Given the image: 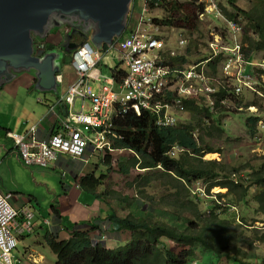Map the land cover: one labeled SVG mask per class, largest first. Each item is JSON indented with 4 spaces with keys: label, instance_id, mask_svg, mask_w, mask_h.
Instances as JSON below:
<instances>
[{
    "label": "trees",
    "instance_id": "16d2710c",
    "mask_svg": "<svg viewBox=\"0 0 264 264\" xmlns=\"http://www.w3.org/2000/svg\"><path fill=\"white\" fill-rule=\"evenodd\" d=\"M146 3L150 11L161 10L164 13L163 17H152L155 26L179 28L190 33L197 30L200 23L198 14L204 10V5L197 0H147ZM228 5L233 12L222 8L225 17L242 24V50L245 57L252 62L253 55L261 52L264 60V0H251L249 9L238 7L235 0H228ZM132 24L130 20L129 32L133 31ZM47 48L52 46L47 45ZM191 50L188 47L185 53L175 56L164 53V63L182 69ZM208 58L205 55L195 64L209 61V77H212L218 73L222 57ZM120 66L118 64L112 69L116 81H120L124 74ZM259 72L263 70L259 69ZM218 90L210 106L204 96L182 100L192 123L180 122L178 125L161 127L156 125V113L147 110L142 111L141 115L129 112L116 121L115 130L121 138L115 139L114 147L134 153L132 159L120 163L121 173L128 174L137 165L148 171L158 170L152 175H142V185L148 186L153 180L161 179L170 192L162 199L169 210L161 211V216L155 218L146 209L137 208V205L132 209L128 197H121L114 189L97 191L107 179L105 175L98 178L93 172L86 174L78 181L80 188L102 200L108 209L102 211L100 216L92 215L80 223L69 224L61 219L59 224L70 230L68 239H60L58 232L45 233V239L56 255L55 264H193L197 253L202 255L208 251L216 255V264H264V260L249 261L242 257L238 246L240 243L250 246L254 241L264 243V234L248 237L246 233L236 232L241 225H233L237 220L236 213L230 211L240 203L247 204L248 186H256L259 192L254 196L255 210L264 216V156L260 165L254 167L245 179L237 175L238 169L228 163L203 158L206 153L215 152L205 144V138L221 137L224 132L221 120L226 106L221 102L227 99L240 100L245 91L236 94L229 86H221ZM168 94L166 100L175 101L171 92ZM257 120L256 117L247 120L251 136H256ZM196 130L199 131L198 137L194 136ZM176 145L183 151L171 156L169 151ZM198 181L204 183L206 194H210L215 187L226 188V193H219L218 197L228 198V201L224 205L212 201L202 210L199 205L203 200L201 193L191 190L193 183ZM111 191L112 195H116L115 199L129 209L127 215L118 214L113 205L106 202L112 196H109ZM53 213L60 217L54 205ZM104 221L109 225L105 230L101 226ZM95 231L102 232L101 238L107 237L105 235H109V232L118 233L121 237L127 232L131 238L124 245L106 248L93 241ZM168 241L184 248L176 252Z\"/></svg>",
    "mask_w": 264,
    "mask_h": 264
},
{
    "label": "built area",
    "instance_id": "2783aa9c",
    "mask_svg": "<svg viewBox=\"0 0 264 264\" xmlns=\"http://www.w3.org/2000/svg\"><path fill=\"white\" fill-rule=\"evenodd\" d=\"M199 2L205 4L204 12L199 14L201 20L209 13L224 19L213 0ZM148 11L144 4L143 14L133 31L117 39L105 53L110 55L116 51L119 62L126 66L127 74L120 83L116 84L112 77H102L98 68L103 58L101 51L84 44L74 53L76 79L67 87L62 99L67 107L62 130L48 140L39 139L36 127L24 135L8 133L26 166L46 167L62 152L81 157L88 147L93 151L113 150L112 138L120 137L115 132L114 121L132 111L140 114L142 109L158 112L162 109L163 116L158 124L176 125L179 121L172 113V106L163 101L167 91H175L181 97L207 95L210 98L216 92L215 87L227 84L226 79L237 81L236 94L243 89H254V76L246 73L247 62L243 59L240 44L241 26L237 22L225 19L226 36L220 35L221 42L218 38L215 40L218 34H211L213 42L209 46L212 57L219 54L226 57L222 66L224 78L215 79L206 74L203 66L197 69L199 65H195L186 70L162 63L161 50L165 43L151 31V19L144 16ZM179 44H184V40ZM44 46L38 42L35 50L40 53ZM94 82H101L96 93L93 91ZM180 100L179 97L173 102L183 110ZM260 136L255 141L259 145L258 150L264 152V134ZM11 198L10 193L0 191V264H15L13 251L18 239L34 230L32 205L26 203L17 209L11 204Z\"/></svg>",
    "mask_w": 264,
    "mask_h": 264
},
{
    "label": "rangeland",
    "instance_id": "374dc122",
    "mask_svg": "<svg viewBox=\"0 0 264 264\" xmlns=\"http://www.w3.org/2000/svg\"><path fill=\"white\" fill-rule=\"evenodd\" d=\"M213 1L217 5V8H220L222 12V8L226 9L229 12H233L232 7L228 5V0ZM144 2L145 0H135L133 3L132 21H134V23H137L136 19L139 18L138 14L143 13ZM235 4L240 8L249 9L251 0H235ZM150 14L153 18L164 16V13L161 10L151 11ZM145 16L146 18H148L149 13L146 12ZM222 21L216 20L213 15H211L209 16V18H205L204 21H200V23H198L197 30L193 33L180 30L179 28H167L160 26L153 27L152 32L158 34L159 37L165 41V53L167 54H169L170 51L175 52V55L179 53L183 54L186 52L188 47L191 48V53H188V60L185 64L187 66H190L199 62L205 55H208V43H210V41H213V37L210 33H217L218 37H215V40L218 38V40L221 42L220 35L222 33H226L225 23ZM62 23L63 24L61 27V31L64 32V36H67L68 31H66L65 28L69 26L71 27L72 23ZM53 28V26H50L49 34L43 39L47 44L57 46L58 42L56 41V37L58 35L55 30H53ZM91 29H93V27ZM66 38L67 37L63 38L64 41H66ZM180 40H184V44H182L181 48L178 44L180 43ZM112 53L116 54V51ZM101 56L103 58L100 63V68L102 69L103 75H111V68L118 65L119 60H111V66H108L107 62H104V56L106 55L102 53ZM69 57L68 61H64V66L62 69L63 73H65V68L69 69ZM59 60L61 62V58ZM253 62L255 63V66H249V71H253L258 74V65L261 66L262 69H264V61L261 52L255 53V55H253ZM253 67H256V69L253 70ZM23 71L31 73L34 72V70L32 69ZM21 72V70L15 71L16 79L20 77L19 73ZM219 77H224L223 72L219 71L218 75H215L216 79H219ZM257 79H260V77H257ZM262 79L264 83V75ZM230 81H232V79H230ZM214 83L216 84V81H214ZM250 85H252V83H250ZM13 87L14 89L18 87L17 81H14L11 84L8 83L7 91H10V89ZM261 89L263 88L261 87ZM0 91H2L1 88ZM17 91L19 92L20 90ZM93 91L94 93L96 92V86L94 90V85ZM27 93L29 94V96L34 93V99L36 100V98L38 97L37 95H41L42 92L40 90H31ZM6 97L9 99V96L6 95ZM28 97L24 94L22 96H19L17 98V100L19 101L18 105H20L25 98L29 99ZM241 97L242 98H240V100H233L227 103L229 108H225L226 112H224L221 120V126L224 129L221 137L205 138V144L215 150V152H212L213 154L210 153L209 156L205 157V159H220L222 163H228L231 167H235L236 169H238L237 175L245 179L246 177H248V174L253 170V168L259 166L263 161V154L257 153L259 145L255 140H257L258 137H261L260 135L264 134V98H261L257 93L250 90L244 91ZM253 105L259 106L255 109V107H250ZM77 108H79V103H77ZM254 110L259 113L262 122H260L259 120L258 125H256L257 135L251 136L248 132L247 120ZM180 114L182 119L178 118L180 119L179 122L192 123L191 119L189 120V113ZM194 135L198 137L199 131L196 130L194 132ZM88 152L89 153L85 155L87 156V158H85L88 162L84 161L85 163L83 162L81 164H78V162L76 161L68 162L65 160H59V162H61V165L56 164L57 166H55L54 163H52L48 168L34 166L31 168H26L28 169L26 170L27 172L23 173H20L18 169H13L12 173L10 172L9 174H7V176L2 175L1 178H3L5 182H7L8 190L10 193H15L17 195L23 194L33 197L39 195L45 203H48L51 201L52 195L61 197L65 194L66 190L64 185L72 184L77 177V181L81 180V178L83 177L82 174L89 172L91 165V168H93V166L96 167L97 165L98 170H96L97 168H95L91 172L97 171L96 175H98V178L101 175H105L107 179L103 184L105 185L104 188L109 190L114 189L117 193H119L121 197H128V200L132 202V209H134L137 205V208L139 207L146 209L150 212V215L155 216V218L161 216V211L164 212L169 210V207L164 204L162 199L169 195L170 192L168 188L162 184L161 179L153 180L150 184H148V186L142 185V175H152V173L155 174L158 170L148 171V169H140L137 165L134 168H131L128 174H122L120 171L119 163L122 161H126L128 158L132 159L134 155L131 152L126 150L110 152L108 153V155L111 156L110 160L109 158H105V154H102L101 156L98 155L95 158L91 153V149H89ZM179 153H177V155ZM71 169L76 170L78 173H72ZM14 181L19 182L16 183ZM246 183H248V181ZM103 185H101L100 188H102ZM2 186L0 188H2ZM248 187V196L246 198V201H248V203H240L239 205L232 207V209L230 210L231 212L236 213L237 220L235 219L236 222H234L233 225L237 223L241 225L240 228L236 229V232L238 233H246V236L248 237L256 234L260 237L264 234V216L258 213L257 210H255L256 202L254 201V196L259 192V189L256 186ZM100 188L97 191H100ZM191 190L193 193H201L200 197L201 199H203V203L200 202L199 205L202 210H205V205L211 203L212 201H216L222 205H224V203L228 201V198L218 197L219 193H226V188L215 187L210 191V194H206L204 183L202 181H198L196 183H193ZM111 195L112 191L109 193V196ZM115 197L116 195L113 194L111 197H108L109 199H107L106 202L111 203L118 214H122V216L127 215L130 212L129 209L127 210L126 205L124 203H119L120 201L116 200ZM38 216H40V213L37 211V217L35 219L36 223L39 221ZM41 218L43 219L44 217L41 216ZM122 236L123 237H121L118 233L109 232V235L106 238H101V234L98 233H94V237L92 236V238L94 242H98L106 248H115L120 244L124 245L131 238V235L127 232L125 234H122ZM37 237L39 236L37 235ZM30 239L34 240L35 236H32ZM118 239H120L119 243H117ZM168 242L170 243L171 248L176 252H179L182 248H184L183 246H179L171 241ZM238 246L240 247L239 253L242 254V257H246L249 261L264 260L263 242L254 241V243L250 246L240 243L238 244ZM23 248V244L20 243L14 254L19 255V253H22ZM217 260L218 259L216 255L211 251H208L202 255L201 253H197L195 258H193V264H216Z\"/></svg>",
    "mask_w": 264,
    "mask_h": 264
},
{
    "label": "crops",
    "instance_id": "0c3cea01",
    "mask_svg": "<svg viewBox=\"0 0 264 264\" xmlns=\"http://www.w3.org/2000/svg\"><path fill=\"white\" fill-rule=\"evenodd\" d=\"M58 41L59 40H57V42ZM117 56V53L110 54L104 59V62H107L108 66H111L110 61L118 60ZM116 67L117 65L115 68ZM19 74L20 77L17 79L16 75H14L9 81L0 84V88L2 89V91H0V187L3 185L2 188H0L1 192H9L7 182L1 178L2 175L7 176L10 172L12 173L13 169H18L20 173L27 172L26 170H28L26 169L28 167L24 166L20 161L15 143L7 136V132L11 130L19 134H24L28 132L33 125L37 124L39 125L40 136L42 138H47L52 132L60 129L61 123L66 116V109L60 103V99L66 94L67 87L70 83L76 79L75 71L72 68H65V73L61 75V80L56 90H40L42 93L41 95H37L38 97L35 100L34 93L30 96L27 93L31 90H39L36 89L37 82L35 80V73L22 71ZM104 75L109 76L108 74ZM14 81L18 82V87H16V89L13 87L10 91H7L8 83L11 84ZM95 86L97 91L99 87L95 84L94 90ZM17 90L20 91L18 92ZM23 94L27 97L29 96V99L23 98L24 101L18 105L19 101L17 98ZM6 95L9 96V99ZM39 99L43 101L41 102ZM87 153L89 152L87 151L86 154ZM85 155L84 157L87 158ZM92 155L96 158V153H92ZM59 160L68 162L74 161L69 157L60 156L56 163L58 165H61ZM76 162H78V164L83 163L82 161ZM85 162H88L87 159ZM71 172L78 173L73 169H71ZM14 182L18 183L19 181ZM64 187L66 190L65 194L61 197L52 195L51 201L48 203H45L39 195L33 197L14 193L12 199L14 207L19 208L23 203L33 201L36 207V217L37 211L40 213L35 232L32 235L21 237L19 241L23 244L24 248L22 253L17 255L20 259L18 264H55L56 255L50 250L44 239L47 230H55L59 233L61 238H68L70 237V230L64 229V226H62L61 223L59 224L61 219L69 224L80 223L88 220L92 215L100 216L102 211L108 209L107 206L105 208V203L102 200L86 195L76 184H66ZM53 205L59 212L60 217H57L56 214L53 213ZM41 216L44 217L43 223L48 219L51 226H43L41 223ZM101 226L106 228L109 227L105 221L101 222ZM37 235L39 237H37ZM32 236H35L34 240L30 239Z\"/></svg>",
    "mask_w": 264,
    "mask_h": 264
},
{
    "label": "water",
    "instance_id": "95a60500",
    "mask_svg": "<svg viewBox=\"0 0 264 264\" xmlns=\"http://www.w3.org/2000/svg\"><path fill=\"white\" fill-rule=\"evenodd\" d=\"M132 1L0 0V84L9 81L15 71L32 69L36 89L56 90L62 55L55 51L42 57L34 55V37L43 39L50 26L75 21L86 28L93 27L89 41L102 48L126 32ZM75 31L68 35V40ZM74 47L77 44L68 49Z\"/></svg>",
    "mask_w": 264,
    "mask_h": 264
},
{
    "label": "clouds",
    "instance_id": "9594fccd",
    "mask_svg": "<svg viewBox=\"0 0 264 264\" xmlns=\"http://www.w3.org/2000/svg\"><path fill=\"white\" fill-rule=\"evenodd\" d=\"M134 1L135 0H133L132 1V8H131V11H130V14H129V18H128V26H127V30H126V32L121 36V37H116V38H114V40H113V42L111 43V44H109V45H106V48H103V46H102V48H98V47H96V46H94L93 44H91L90 43V41H89V37H90V35H91V33H92V29L91 28H87V30H88V32L86 33V35H84L83 33H81V32H78V33H80V35H82V37H81V40H79V42H75L74 40H73V38H74V36H76L77 34H73L72 36H71V38L68 40V38L66 39V43H64L62 40H59L58 41V44H57V46H54V45H50V44H47L45 41H44V39H40V38H38V37H34V42H33V48H34V52H33V54L34 55H36V56H39V57H42L43 55H45L46 53H49V52H53V51H55V52H59V54H60V56H61V70H60V73L58 74V77H57V79H58V85H59V83H60V80H61V75H63V72H62V69H63V66H64V61L65 60H67L68 61V57L70 58L69 60V68H72L74 71H75V73H76V70H75V67H74V64H73V57H74V53L76 52V50L79 48V47H81V46H83L84 44H90L91 46H93V47H95V48H98L100 51H101V53H103V54H105L106 53V51L109 49V47L115 42V41H117V39H120V38H123V37H125V36H127L130 32H129V22H130V20H132V17H133V15H132V10H133V3H134ZM146 1L147 0H145V2H144V4H146L147 5V3H146ZM200 3H202V2H200ZM203 4V3H202ZM204 5V7H205V4H203ZM148 6V5H147ZM220 9V8H219ZM148 10H149V7H148ZM220 11H221V9H220ZM150 10L148 11V13H149V17L148 18H150L151 19V31H152V28L153 27H155V25L152 23V17H151V14H150ZM203 12H204V10H203ZM222 12V11H221ZM143 14V13H142ZM142 14H138L139 15V18L142 16ZM222 14H223V17H224V19L223 18H221V17H219V18H217L216 16H215V14H213V13H209V14H207L204 18H203V20H201L200 19V17H199V14H198V18H199V20L202 22V21H204L205 20V18H209V16H211V15H213V17L216 19V20H219V21H222V22H224L225 23V27H226V21H225V19L226 20H229V21H235V22H237L240 26H241V34H240V44H241V53H242V56H243V59L247 62V65H246V73H250L251 75H253L254 76V78H253V81L255 82V85H254V89H245V91H247V90H250V91H254L255 93H257L261 98H264V83H263V79H262V77H263V75H264V69H262V67L261 66H257V67H259V69H262L263 70V72L261 73V72H259L258 74H256L255 72H253V71H249V69H248V67L249 66H255V63L252 61V62H250L246 57H245V55H244V53H243V50H242V48H243V46H244V44H243V41H242V24L238 21V20H230V19H227L226 17H225V15H224V13L222 12ZM145 16V15H144ZM139 18H137L136 20H137V23H138V20H139ZM145 18H146V16H145ZM211 20V19H210ZM137 23H134V21H133V24H132V26H133V29L136 27V25H137ZM75 24H79L78 22H76ZM84 26V25H83ZM76 28H78V27H76ZM143 28H145V27H143ZM142 32H143V30H142ZM146 31H145V29H144V33H145ZM214 33V32H213ZM210 34H212V33H210ZM215 34V33H214ZM217 34V33H216ZM156 36L158 37V38H160L159 37V35L158 34H156ZM212 36V35H211ZM221 36H223V37H225L226 36V33H222L221 34ZM213 37V36H212ZM88 38V39H87ZM160 39H162V38H160ZM163 40V39H162ZM38 42H40V43H44V48H43V50L40 52V53H38L36 50H35V47H36V44L38 43ZM63 42V43H62ZM211 42H213V41H210V43H208V46L211 44ZM164 43H165V41H164ZM72 44H77V47L75 48H73L72 50L71 49H68L67 47H66V45L67 46H69V45H72ZM179 44V43H178ZM243 44V45H242ZM47 45H48V47L49 46H52V48H47ZM62 46H64V49L62 48ZM179 46H180V48H181V46L182 45H180L179 44ZM72 48V47H71ZM166 48V46H165V44H164V48H163V50H161L162 52H161V61H162V63L164 64V65H166L165 63H164V53H165V49ZM53 49V50H52ZM208 56H209V58H208V60L210 59V57L211 58H213L212 56H211V53H212V51H210V46H209V48H208ZM111 54H113V53H111ZM171 56H175V52H173V51H170V53H169ZM118 55V54H117ZM177 55V54H176ZM219 55H221V57H222V60L219 62V64H218V66H219V70H218V72L219 71H221L222 72V66H223V62H224V59L226 58V57H224L223 56V54H219ZM106 56H109V55H106ZM218 56V55H217ZM211 60V59H210ZM102 61V60H101ZM101 61L99 62V64H98V68L100 69V72H101V75H102V77L103 78H105V77H112V78H114V80H115V76L112 74V69H115V67H113V68H111V75H109V76H107V75H103V73H102V69L100 68V63H101ZM264 61V60H263ZM208 62L209 61H204V62H201V63H199V64H193V65H190V66H187V65H184V68H182V69H186V70H188V69H190V68H192V67H194L195 65H199L198 66V68L197 69H200V67L201 66H203L204 67V70L206 71V74L209 76V73L211 72L210 71V67L209 66H207L208 65ZM119 64H121V66H120V69L122 70V71H124V74L121 76V80L123 79V77L127 74V68H126V66H124L122 63H121V61L120 62H118ZM264 63V62H263ZM202 64H204V65H202ZM166 66H168V65H166ZM254 69H256V67H253V70ZM217 75H218V73H217ZM257 77H260V79H257ZM211 78H215V76L214 75H212V77ZM218 78V77H217ZM224 78V77H223ZM216 79V78H215ZM121 80L120 81H116L115 80V83L116 84H118V83H120L121 82ZM226 82H227V84H225V85H221V86H229V87H231L233 90H234V92H236L235 91V84L237 83V81L235 80V79H232V81H230V79H226ZM95 84H97L98 85V87L100 86V84H101V82L100 83H98V82H94L93 83V85H95ZM220 86V87H221ZM215 87V86H214ZM219 87V88H220ZM261 87L263 88V89H261ZM216 88V92L214 93V94H211L210 95V98L209 97H207V95H198V96H204L205 97V99H206V102L208 103V105L210 106V105H212L213 104V98H215L216 97V95H217V93H218V89L219 88H217V87H215ZM244 90V89H243ZM98 91V90H97ZM96 91V92H97ZM95 92V93H96ZM168 92H171V95H173L174 97H175V99H178L179 97H180V101H181V104H180V106L183 108V110H180L179 109V106L178 105H176L174 102H170V101H167L166 99H167V97L169 96V94H168ZM65 96V95H64ZM64 96H62V98L60 99V103L65 107V109H66V114H67V107H66V105L62 102V99H63V97ZM192 97H194V96H189V97H185V96H179V95H177L176 94V92L175 91H167L166 92V95H165V97H164V99H163V101H165V102H168L167 104H170L171 106H172V113H173V115L174 116H176L177 118H180V119H182L181 118V114L180 113H188L187 111H186V109H185V107H184V105L182 104V100L183 99H185V98H192ZM39 101H43L42 99H39ZM229 101H233V100H231V99H227V100H224V101H222L221 102V104L222 105H225L227 108H229L228 107V105H227V103L229 102ZM259 105H253V106H250V107H255V109L258 107ZM52 110V109H51ZM145 111L147 110V109H144ZM143 109H142V111H144ZM214 110V107L212 106V111ZM241 110V109H240ZM142 111H141V113H142ZM147 111H152V112H155L156 113V125H158V126H161V127H169V126H164V125H159L158 124V120H159V118L161 117V116H163V110L161 109L160 110V112H158V111H156V110H153V109H151V110H147ZM133 112V111H132ZM224 112H226V111H224ZM223 112V113H224ZM253 113L250 115V117H256L258 120H257V122H256V125H258V121L259 120H261V117H260V115H259V113L258 112H256L255 110L254 111H252ZM135 113V112H134ZM141 113L140 114H137V113H135V114H137V115H141ZM65 118H66V116H65ZM119 119V118H118ZM118 119H116L115 121H114V129H115V124H116V121L118 120ZM180 119H178V121H180ZM64 120L65 119H63V122H64ZM63 122L61 123V126H60V129H58V130H55L54 132H52L47 138H42L41 136H40V133H39V125H37V124H35V125H33L29 130H28V132H30L31 131V129L33 128V127H36V134L38 135V137H39V139H41V140H48L50 137H53L54 135H56L59 131H61L62 130V124H63ZM180 122H178L176 125H178ZM171 126V125H170ZM10 132H13V131H8L7 132V136H8V133H10ZM28 132H26V133H24V134H27ZM115 132L117 133V131L115 130ZM14 133H16V132H14ZM24 134H22V135H24ZM118 134V133H117ZM119 135V134H118ZM256 135H257V133H256ZM120 136V135H119ZM194 136H196V135H194ZM9 137V136H8ZM10 138V137H9ZM118 138H121V136L120 137H118ZM118 138H112V148H113V150H106V151H93V149H92V147H88L87 148V150L85 151V153L81 156V157H74V156H72V155H70V153H67V152H62V153H60V154H58L57 155V157L53 160V161H51V163H50V165L52 164V163H54V165L55 166H57L56 165V163H57V161H58V159H59V157L60 156H66V157H69V158H71L72 160H74V161H82V162H84V161H86V159H85V157H84V155L86 154V152L89 150V149H91V151H92V153H96V157L99 155V156H101L102 154L104 155L105 154V158L106 159H108L107 157H109L110 155H108V153H110V152H114V151H119V150H124V149H117V148H115L114 147V145H113V142L115 141V139H118ZM17 148V147H16ZM127 151H129V152H131L133 155H134V153L132 152V151H130V150H127ZM181 151H183V149L182 148H180V147H178L177 145L176 146H173L172 147V149L169 151V153H170V155L171 156H175L177 153H179V152H181ZM257 153H260V154H263V156H264V152H262V151H259L258 149H257ZM98 154V155H97ZM208 154V155H207ZM209 154L210 153H206L205 154V156L203 157L204 159H205V157L206 156H209ZM17 155H18V157H19V154H18V151H17ZM19 159H20V157H19ZM111 159V156H110V158H109V160ZM205 160H207V159H205ZM215 160V159H214ZM218 160V159H217ZM20 161H21V159H20ZM218 161H221L220 159L218 160ZM22 162V161H21ZM23 163V162H22ZM85 163V162H84ZM121 163V162H120ZM120 163H119V165H120ZM23 165L24 166H26L24 163H23ZM50 165H48V166H46L45 168H48ZM92 166V165H91ZM91 166H90V171L89 172H86V173H83L82 174V176H85L86 174H89V173H91V171L92 170H94L95 168H97L96 170H98V167H97V165H96V167H94V168H91ZM26 167H28V166H26ZM31 167H34V166H31ZM31 167H28V168H31ZM40 167H42V166H40ZM120 167V166H119ZM93 173H97V171L96 172H93ZM98 176V175H97ZM78 177L74 180V184H76L77 185V187L84 193H86V195L88 194V196H92L91 194H89V193H87L86 191H84V190H82L81 188H80V186H79V184H78ZM104 186L105 185H103V187L102 188H100V190H102V189H105L104 188ZM98 188V189H99ZM98 192H100V191H98ZM3 193H10V192H3ZM11 195H12V198H11V200H10V202H11V204H12V199H13V197H14V194L13 193H10ZM32 200V199H31ZM26 203H29V204H31L32 205V207L34 208V212H35V216H34V230H33V232L31 233V234H28V235H24V236H29V235H32L34 232H35V229H36V222H35V219H36V207L34 206V204H33V201H29V202H26ZM26 203H23V205L24 204H26ZM13 205V204H12ZM22 205V206H23ZM14 206V205H13ZM16 208V207H15ZM20 208V207H19ZM19 208H17V209H19ZM42 225L43 226H51V223H50V221L47 219V220H45V222L43 223V219H42ZM102 228L105 230L106 228L104 227V226H102ZM65 229V228H64ZM103 230V231H104ZM47 231H50V232H52V233H55V232H57V231H53V230H47ZM95 233H98V234H102V232H99V231H95ZM24 236H22V237H24ZM45 236V235H44ZM105 236H107L108 237V235L106 234ZM59 238L60 239H68V238H61L60 237V235H59ZM106 238V237H105ZM20 239H21V237L18 239V244H17V247H18V245L20 244ZM44 239H45V237H44ZM45 242L47 243V241H46V239H45ZM47 245H48V243H47ZM17 247H16V249H17ZM48 247L50 248V250L52 251V249H51V247L48 245ZM16 249L13 251V253L16 251ZM53 252V251H52ZM54 253V252H53ZM14 257H15V261H16V263L15 264H18L19 263V261H20V259L17 257V254H14ZM55 262H56V260H55Z\"/></svg>",
    "mask_w": 264,
    "mask_h": 264
},
{
    "label": "flooded vegetation",
    "instance_id": "af4514ba",
    "mask_svg": "<svg viewBox=\"0 0 264 264\" xmlns=\"http://www.w3.org/2000/svg\"><path fill=\"white\" fill-rule=\"evenodd\" d=\"M71 23H72L71 27L69 26V27L65 28L66 31H68L67 36H64V35H65L64 32L61 31V27H62V25H61L59 28H58V27H54V28H53V30H55V32H56L57 35H58V36L56 37V38H57L56 41H57V40H62L64 43H66V41H64L63 38H64V37H67V38H68V35L72 32L73 29H75L76 31H75V33H73V34H77V35L74 36L73 40L75 41V39H76L75 42H79V40H81L82 35H80V33H78V32H81V33H83L84 35H86V33L88 32L87 28L84 27L82 23H80V24H76V25H75V21H73V22H71ZM76 27H78V29H77ZM67 38H66V39H67ZM66 47H67V48H68V47L71 48L72 45H69V46L66 45Z\"/></svg>",
    "mask_w": 264,
    "mask_h": 264
},
{
    "label": "bare ground",
    "instance_id": "6f19581e",
    "mask_svg": "<svg viewBox=\"0 0 264 264\" xmlns=\"http://www.w3.org/2000/svg\"><path fill=\"white\" fill-rule=\"evenodd\" d=\"M213 154V153H212Z\"/></svg>",
    "mask_w": 264,
    "mask_h": 264
}]
</instances>
